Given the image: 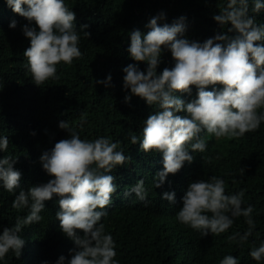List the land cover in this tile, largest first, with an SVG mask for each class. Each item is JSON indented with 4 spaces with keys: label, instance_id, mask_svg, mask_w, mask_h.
<instances>
[{
    "label": "clouds",
    "instance_id": "9594fccd",
    "mask_svg": "<svg viewBox=\"0 0 264 264\" xmlns=\"http://www.w3.org/2000/svg\"><path fill=\"white\" fill-rule=\"evenodd\" d=\"M5 3L27 19L21 30L30 46L23 56L26 72L36 85L59 79L58 66L71 65L84 55L80 41L90 36L85 30L88 25H80L81 31H77L76 14L66 0ZM218 8L219 13L212 18L222 31L202 42L185 35L187 23L183 15L170 24L160 23L165 19L164 12L149 18L146 32H129L127 51L138 63L123 68V87L156 111L143 121L139 135L129 130L126 139L132 145L139 142L145 153L162 154L163 167L151 180L154 188L161 187L169 174L181 173L188 167L185 162L190 164L195 152H205L207 136L217 140L240 138L264 123V22L256 19L264 10V0H221ZM16 25L15 19L9 23L10 28ZM164 50L170 52L173 63L158 73ZM139 62L146 65L143 71ZM111 80L108 74L96 83L107 86ZM192 86L197 94L186 101L178 93L191 96ZM131 95H125V102H130ZM58 126L70 135L39 156L50 177L47 182L25 190L21 187L22 173L14 167L17 157L7 154L0 158V188L14 194L13 209L26 210L15 217L13 224L0 230V264H7L6 257L22 255V229L40 222L45 202L54 197L59 232L74 244L69 249L70 256L60 255L54 264H120L115 240L102 218L109 215L107 207L118 188L112 172L118 166H127L131 157L125 155L120 140L106 135L82 137L65 120H60ZM8 148V136L0 134V152L7 153ZM239 171L243 174L244 169L240 167ZM133 194L140 202H150L144 179L126 187L123 195ZM175 195L179 199L177 223L169 224L191 238L215 239L227 249L228 243L243 246L256 232V213L252 204L245 203V189L226 192L225 179L220 175L192 181L179 194L167 189L161 198L175 204ZM238 222L247 227L238 230ZM232 254L223 255L216 264H239V257ZM249 256L258 264L264 261V239L250 248Z\"/></svg>",
    "mask_w": 264,
    "mask_h": 264
},
{
    "label": "trees",
    "instance_id": "16d2710c",
    "mask_svg": "<svg viewBox=\"0 0 264 264\" xmlns=\"http://www.w3.org/2000/svg\"><path fill=\"white\" fill-rule=\"evenodd\" d=\"M66 3L76 14L77 31H81L80 25H88L85 30L90 36L80 41L84 55L71 65L58 66L59 79L38 86L26 72L23 56L25 48L30 46L21 30L27 19L14 13L5 0H0V134L9 139L8 151L0 152V158L7 154L17 157L14 167L22 173L21 187L27 190L30 185L45 183L50 178L39 156L70 135L58 126L60 120L69 121L82 137L106 135L120 140L125 155L131 157L127 166H118L112 172L118 188L107 207L109 215L102 218L115 240L120 264H216L229 253L239 257V264H258L249 256V250L264 239V123L240 138L217 140L207 136L205 152H195L193 161L185 162L188 167L181 173L169 174L159 188H154L151 180L163 167L162 154L145 153L139 142L132 145L126 139L129 130L139 135L143 121L156 111L154 106L123 87V68L129 63H138L127 51L129 32L134 29L146 32L149 18L164 12L165 19L160 23L170 24L183 15L187 23L185 35L202 42L222 31L212 18L214 13H219L221 0H66ZM13 19L17 25L10 28ZM256 19L264 22V10ZM172 63L170 52L164 50L157 72L170 68ZM139 67L143 71L146 65L139 62ZM108 74L112 77L110 84L96 83ZM192 87L191 96L178 94L186 101L195 98L196 88ZM211 87L208 86L209 90ZM125 95H131L130 102H125ZM240 167L244 169L243 174ZM214 174L225 179L226 192L245 189V203L254 206L256 232L241 247L228 243L225 249L218 240L191 238L169 224L177 223L175 212L179 199L175 195L176 202L171 204L161 198L162 193L172 189L179 194L190 182ZM138 179H144L149 188L147 204L136 200L134 194L123 195L126 187ZM13 199L14 194L0 188V230L13 224L17 215L25 214L26 210L11 207ZM56 199L45 202L40 222L22 229L20 235L25 241L22 255L6 257L7 264L45 261L54 264L60 255L70 256L69 249L74 244L59 232ZM237 227L243 231L247 226L238 222Z\"/></svg>",
    "mask_w": 264,
    "mask_h": 264
},
{
    "label": "bare ground",
    "instance_id": "6f19581e",
    "mask_svg": "<svg viewBox=\"0 0 264 264\" xmlns=\"http://www.w3.org/2000/svg\"><path fill=\"white\" fill-rule=\"evenodd\" d=\"M154 213V212H153Z\"/></svg>",
    "mask_w": 264,
    "mask_h": 264
}]
</instances>
